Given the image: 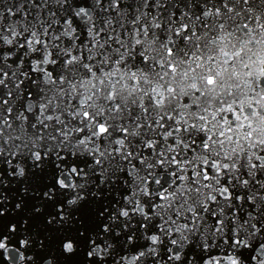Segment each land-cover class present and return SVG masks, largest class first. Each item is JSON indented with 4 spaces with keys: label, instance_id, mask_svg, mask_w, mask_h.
Returning a JSON list of instances; mask_svg holds the SVG:
<instances>
[{
    "label": "snow or ice",
    "instance_id": "1",
    "mask_svg": "<svg viewBox=\"0 0 264 264\" xmlns=\"http://www.w3.org/2000/svg\"><path fill=\"white\" fill-rule=\"evenodd\" d=\"M0 264H264V0H0Z\"/></svg>",
    "mask_w": 264,
    "mask_h": 264
},
{
    "label": "water",
    "instance_id": "2",
    "mask_svg": "<svg viewBox=\"0 0 264 264\" xmlns=\"http://www.w3.org/2000/svg\"><path fill=\"white\" fill-rule=\"evenodd\" d=\"M9 180H11V178H9ZM14 191V189H12L11 184H9L8 188L6 189L7 194H9L11 196V192ZM15 197H12V200L9 201V206H11V203L14 202Z\"/></svg>",
    "mask_w": 264,
    "mask_h": 264
}]
</instances>
